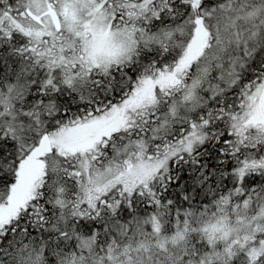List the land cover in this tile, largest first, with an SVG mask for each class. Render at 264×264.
Returning a JSON list of instances; mask_svg holds the SVG:
<instances>
[{
	"label": "snow or ice",
	"instance_id": "1",
	"mask_svg": "<svg viewBox=\"0 0 264 264\" xmlns=\"http://www.w3.org/2000/svg\"><path fill=\"white\" fill-rule=\"evenodd\" d=\"M0 264H264V0H0Z\"/></svg>",
	"mask_w": 264,
	"mask_h": 264
}]
</instances>
